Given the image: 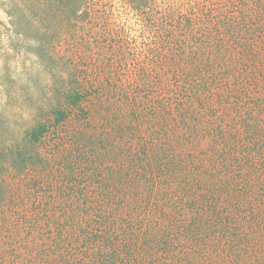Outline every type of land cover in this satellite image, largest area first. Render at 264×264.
<instances>
[{
  "label": "trees",
  "instance_id": "trees-1",
  "mask_svg": "<svg viewBox=\"0 0 264 264\" xmlns=\"http://www.w3.org/2000/svg\"><path fill=\"white\" fill-rule=\"evenodd\" d=\"M124 1L149 19L148 0ZM60 2V9L51 0L0 4L19 34L41 42L42 60L52 50L43 41L49 24L58 21L56 32L69 38L89 0ZM226 2L215 19L233 47L214 33L206 42L192 37L196 58L168 66L187 68L140 75L131 93L109 94L110 79L95 88L83 73L65 76L48 56L51 85L28 89L31 102L45 103L44 118L15 144L0 145V264H264V66L249 68L258 61L243 38L258 35L246 23L264 19V0L251 11L246 0ZM188 13L176 27L194 20L195 31L206 14ZM6 92L11 98V87ZM50 138L73 148L58 171L39 148ZM16 182L30 216L5 233L15 224L8 212L19 210L10 198ZM18 236L27 242L17 247Z\"/></svg>",
  "mask_w": 264,
  "mask_h": 264
},
{
  "label": "rangeland",
  "instance_id": "rangeland-1",
  "mask_svg": "<svg viewBox=\"0 0 264 264\" xmlns=\"http://www.w3.org/2000/svg\"><path fill=\"white\" fill-rule=\"evenodd\" d=\"M3 1L5 0H0V4ZM226 1L230 0H148L147 17L149 19L143 21L141 15L133 10L134 6L124 0H89L87 10L83 15L84 22L73 30L69 38L62 41L58 31L56 32L59 28L58 21L49 24L48 33L43 41L47 42V46H52V50L44 55L45 60L37 55L42 45L41 42L19 34L0 5V145L8 147L15 144V139L21 140L22 138L21 131L30 128L33 123L44 118L45 103L41 98L38 102H31L28 89L31 90L44 82L51 85L50 71L52 70L46 68L50 61L49 55L64 65L59 66L56 63L52 69L65 76L69 73L67 69L83 73L95 88L103 86L110 79L113 84L110 82L108 84L110 86L105 89L110 92L109 94H113L110 89L116 88L123 93H131L130 90L138 84L137 77L139 78L140 75L150 76L155 71L171 74L176 73L175 70L187 68L186 62L181 63L182 67L178 68L172 67L171 69L168 66L173 65L175 59L189 61L196 58L197 54H193L194 52L190 49L195 48L196 44H189V39L192 37L196 36L199 40L206 42V36L210 38L214 33V40L218 44L222 46L223 41L224 45L231 46L233 42L222 37V31L217 27L215 19V15L221 13L228 5ZM255 1L258 0H246L243 7L251 11L257 6ZM51 2L57 9L62 7L60 0H51ZM28 7L32 8V5L28 4ZM191 10L200 16L206 14V20L201 19L198 22L201 26L195 28V31L192 29L194 20L191 27L187 28V21L183 20L181 27L177 28L179 20L187 19L188 12ZM246 24L254 25L250 29L257 30V36L250 33L245 34L243 38L249 39L254 44L256 54L253 53V58L256 57L255 60L258 63H251L249 67L247 62L250 61L245 60L243 66L238 65V67L243 69L246 66L259 71L264 66V19L259 20L258 25L251 22ZM169 43L175 45L165 47ZM230 54L233 55V51ZM200 56L203 57V55ZM235 59L239 60L238 57ZM220 63H222L221 60L216 62L217 65ZM66 64L67 67L64 68ZM161 64L166 70L157 68ZM153 65H155L154 68H152ZM10 87L13 92L12 97L8 98L6 90ZM159 89L158 86L156 92ZM119 119L122 120V117L117 118ZM73 127L72 124L71 128ZM106 127L108 126L105 125ZM143 133L145 134V131ZM134 137L135 139L142 138L139 137L138 132ZM57 142L58 140L55 142L54 138H50L39 146L48 161V169L54 171L60 170L58 168L66 159L64 156L72 152L71 145L55 147ZM119 142L122 144L121 141ZM125 142L123 144L129 143L127 140ZM22 147H24L23 143L20 149ZM262 174L264 184V170ZM45 177L42 183L46 184L51 181L50 176L45 175ZM20 182L12 186L15 194L10 196L11 199H15L13 202L16 203L11 202L10 205L14 204L19 210L9 211L6 221L14 220L15 224L8 223L10 229L5 233H14L18 217L22 216L26 219L30 216V202L25 195H22L21 187L20 189L17 187L20 186ZM21 183L24 185V182ZM1 219L3 220L2 212H0V221ZM8 240V235H5L3 241L9 243ZM26 242L25 236H18L16 246L24 245ZM7 248H10V245Z\"/></svg>",
  "mask_w": 264,
  "mask_h": 264
}]
</instances>
